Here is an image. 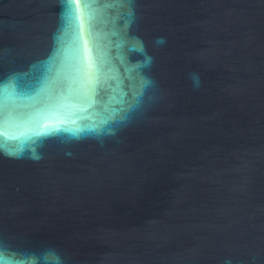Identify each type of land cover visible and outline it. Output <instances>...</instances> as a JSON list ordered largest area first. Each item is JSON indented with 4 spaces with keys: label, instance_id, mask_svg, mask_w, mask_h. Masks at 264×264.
Instances as JSON below:
<instances>
[{
    "label": "water",
    "instance_id": "obj_1",
    "mask_svg": "<svg viewBox=\"0 0 264 264\" xmlns=\"http://www.w3.org/2000/svg\"><path fill=\"white\" fill-rule=\"evenodd\" d=\"M73 2L0 0V256L264 264V0Z\"/></svg>",
    "mask_w": 264,
    "mask_h": 264
},
{
    "label": "snow or ice",
    "instance_id": "obj_2",
    "mask_svg": "<svg viewBox=\"0 0 264 264\" xmlns=\"http://www.w3.org/2000/svg\"><path fill=\"white\" fill-rule=\"evenodd\" d=\"M89 2V0H83V3L87 4ZM65 4H66V7L67 9H70V11H68V15H69V18H70V23H75L76 22V5L75 3L73 2V0H65ZM43 134V133H42ZM2 135V134H0ZM0 264H9L8 261H5L4 258L2 256H0Z\"/></svg>",
    "mask_w": 264,
    "mask_h": 264
}]
</instances>
